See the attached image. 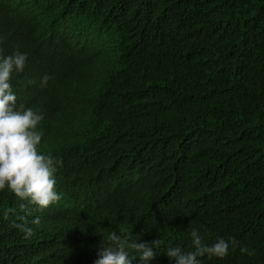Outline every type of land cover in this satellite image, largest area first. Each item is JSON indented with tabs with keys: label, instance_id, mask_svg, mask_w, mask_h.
<instances>
[{
	"label": "trees",
	"instance_id": "1",
	"mask_svg": "<svg viewBox=\"0 0 264 264\" xmlns=\"http://www.w3.org/2000/svg\"><path fill=\"white\" fill-rule=\"evenodd\" d=\"M15 53L60 200L0 191V264H95L111 231L176 264L192 229L235 241L200 264H264V0H0Z\"/></svg>",
	"mask_w": 264,
	"mask_h": 264
},
{
	"label": "clouds",
	"instance_id": "2",
	"mask_svg": "<svg viewBox=\"0 0 264 264\" xmlns=\"http://www.w3.org/2000/svg\"><path fill=\"white\" fill-rule=\"evenodd\" d=\"M26 59V54L15 53L0 60V191L7 188L21 201H27L39 209H47L60 200L54 179V165L58 161L38 152L37 146L42 137L37 126L43 117L31 108L24 109L23 105L17 108V97L9 83L14 70H24ZM48 79L47 76L42 78V87L47 84ZM24 208L25 205L21 204V209ZM32 222L38 224L40 221L37 217ZM17 227L25 232V239L33 235L32 228L26 225ZM191 238L194 251L184 253L177 246L169 248L166 255L174 259L176 264H200L198 257L207 255L224 258L229 254L230 245H235L232 238L227 241L218 238L214 244L208 245L196 229H192ZM159 243V240L153 241L151 246L137 241L130 243L128 237L111 231L108 244L105 245L103 241L101 243L95 264H132L129 248L138 254L142 264H148L154 258L153 248ZM240 251L249 256L255 255L247 247H241Z\"/></svg>",
	"mask_w": 264,
	"mask_h": 264
}]
</instances>
